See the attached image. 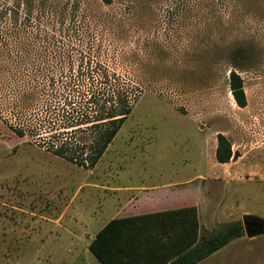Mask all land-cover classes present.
Wrapping results in <instances>:
<instances>
[{
	"label": "rangeland",
	"instance_id": "rangeland-1",
	"mask_svg": "<svg viewBox=\"0 0 264 264\" xmlns=\"http://www.w3.org/2000/svg\"><path fill=\"white\" fill-rule=\"evenodd\" d=\"M59 1L69 20L77 2L86 4L84 29L96 26L85 11L123 20L121 44L151 60L143 75L164 83L140 97L92 170L18 138L0 119V264H101L88 247L107 223L172 206L195 214L205 235L244 225V237L200 264H264V0H214L201 31L192 5L181 15L185 0ZM2 2L29 12L27 0ZM237 44L257 49L253 67L237 70L245 108L229 85ZM219 134L237 156L228 164L216 160ZM171 185L180 192L142 197L137 209L129 203L137 192L124 189Z\"/></svg>",
	"mask_w": 264,
	"mask_h": 264
},
{
	"label": "trees",
	"instance_id": "trees-1",
	"mask_svg": "<svg viewBox=\"0 0 264 264\" xmlns=\"http://www.w3.org/2000/svg\"><path fill=\"white\" fill-rule=\"evenodd\" d=\"M27 2L29 12L23 16L22 2L10 8L0 0V119L18 138L92 170L140 97L164 79L143 75L153 64L121 44L128 33L120 18L85 11L84 21L95 17L96 26L84 29L78 14L83 2L75 4L70 20L59 0ZM189 4L199 30H204L214 0H185L180 9L184 17ZM256 60L253 44H237L229 52L234 68L229 85L240 108L247 107V97L237 70L250 69ZM217 141L219 164L237 158L225 136L219 134ZM244 234L243 223L237 221L205 235L195 214L178 211L111 221L88 248L101 264H200Z\"/></svg>",
	"mask_w": 264,
	"mask_h": 264
},
{
	"label": "crops",
	"instance_id": "crops-1",
	"mask_svg": "<svg viewBox=\"0 0 264 264\" xmlns=\"http://www.w3.org/2000/svg\"><path fill=\"white\" fill-rule=\"evenodd\" d=\"M171 186L169 188H167L166 186L137 187V188H126L125 187L124 189L127 190V191H130L129 193L137 192V194H138L137 196L138 197H135L132 201L129 202L130 206H134L133 208L137 209L138 207L136 208V205L139 204L140 200H142V197H145L147 201H150L151 203H153L155 201L156 202L158 201L157 199L159 198L160 195H163L164 197L168 198L169 197L168 194H173V193H176V192H180V190L175 187L176 185H171ZM171 208H173V206L172 207H167V208L163 207L160 210L158 208H156V207L155 208L153 207V208H150L149 210H147L145 212H142V213H139L136 210L135 213H128L127 214V218L150 217V216H155V215H159V214L160 215H168V214H174V213H176V212H178L179 210L182 209V207H176V208H173V209H171Z\"/></svg>",
	"mask_w": 264,
	"mask_h": 264
},
{
	"label": "flooded vegetation",
	"instance_id": "flooded-vegetation-1",
	"mask_svg": "<svg viewBox=\"0 0 264 264\" xmlns=\"http://www.w3.org/2000/svg\"><path fill=\"white\" fill-rule=\"evenodd\" d=\"M257 228V227H256Z\"/></svg>",
	"mask_w": 264,
	"mask_h": 264
}]
</instances>
